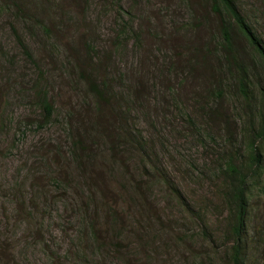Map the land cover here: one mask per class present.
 <instances>
[{"label": "rangeland", "instance_id": "1", "mask_svg": "<svg viewBox=\"0 0 264 264\" xmlns=\"http://www.w3.org/2000/svg\"><path fill=\"white\" fill-rule=\"evenodd\" d=\"M40 1L15 3L41 24L0 3V264H230L226 174L229 164L248 173L253 141L262 164L249 173L246 254L264 264V68L251 48L236 45L250 69L246 102L215 20L202 23L204 0ZM236 3L264 44V0ZM92 56L110 105H95L76 76ZM45 84L52 122L25 126L41 116Z\"/></svg>", "mask_w": 264, "mask_h": 264}, {"label": "trees", "instance_id": "2", "mask_svg": "<svg viewBox=\"0 0 264 264\" xmlns=\"http://www.w3.org/2000/svg\"><path fill=\"white\" fill-rule=\"evenodd\" d=\"M40 2L43 1L41 0ZM0 3L3 7L8 6L10 9L12 7V4L14 3V9L21 18L27 20V17H29L30 19L34 20L36 24L42 23L38 12L34 14L29 12L26 4L19 5L15 3V0H1ZM202 6H208L207 17L205 18L206 22L202 21V23H207L208 21L212 23L215 20L217 24V29L219 30L221 38L219 47L224 53H226L225 59L229 64V81L232 82L234 86H232V88H236L239 92V95L244 98L246 102H251V83L248 76V72L250 71V69L246 68L245 63L237 57L236 45L242 44L244 41L252 50L251 53L253 62H255V64H261V67L264 68L263 42L246 22V19L238 9L236 0H204ZM44 30L47 34H51V30L49 28H45ZM13 33L16 35L20 47L25 50L28 58L33 60V55L29 52V49L24 40L17 35V30L14 27ZM85 48L89 56H91L92 52L90 51L92 49H90L91 47L89 46V43H86ZM87 59L85 62L79 63L77 65V69L80 66V70L76 73V76L79 78L82 84L86 85V92L92 98L91 100L94 101L95 105H110V97L112 96V84L107 81V79H109V76L105 74L104 69H107V63H109V61L112 62L113 58L111 56L109 57L105 55L102 56V59L100 58L102 62H100L99 65L104 69L98 67V63L96 66H89V64L94 62L93 56L90 59ZM86 62H88V68L86 65H84V63ZM232 67L235 68V72H233ZM102 72L104 73L103 75H101ZM47 88L48 87L46 86V84L41 85L39 88V96L41 98V116L37 120L27 121V124L25 126L37 125L40 130L47 127L48 124L52 122L54 108L48 101L47 94L45 92ZM222 90V88H218V91L216 92L218 93L217 97L219 100H221L222 97ZM261 93V111L263 115V121L262 129L260 130L257 138H260L261 142H264V88L262 89ZM98 113L100 114L101 111H99ZM100 115L102 116V114ZM89 141V130L80 132V134L74 141V151L76 152L75 158L77 159L78 163H80L78 165L79 168H81V163L87 162L86 158H89V155H86L88 153ZM249 147L250 154L247 169L248 173L245 172L244 167L229 164L226 174L227 178L229 179L230 188L228 198L229 203L231 204L229 214L230 227L228 236L232 240V245L229 250L230 264H249V261L247 259L248 254H246V243L249 235L247 229L248 179L250 171H253L252 175H256L257 171L261 169L262 164V155L259 151V146L256 145V142L253 141V143ZM84 168H86L85 165ZM97 178L98 180H100L101 177H99L98 175ZM120 192H122V190L118 191L117 189H114L113 191L114 197L112 198V200H114L116 203H118L123 196ZM205 234L207 233L205 232ZM95 235H97V233H95Z\"/></svg>", "mask_w": 264, "mask_h": 264}]
</instances>
